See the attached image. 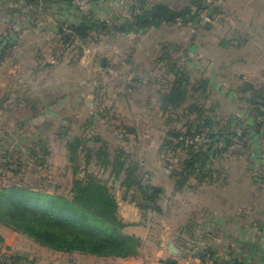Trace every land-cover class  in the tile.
I'll list each match as a JSON object with an SVG mask.
<instances>
[{"label": "rangeland", "instance_id": "rangeland-1", "mask_svg": "<svg viewBox=\"0 0 264 264\" xmlns=\"http://www.w3.org/2000/svg\"><path fill=\"white\" fill-rule=\"evenodd\" d=\"M0 1L2 11L19 8L20 12L33 14L28 18L18 11L0 22V34L16 26L13 45L4 59L3 68L11 70V78L10 92L3 95L7 105L2 106L4 111L0 110V140L9 153L14 148L22 150L7 157V163L2 162L0 155V185L21 183L71 198L76 178L94 176L114 194L119 218L122 219L119 201L129 199L138 207L143 227L149 225L151 231L161 233L165 219L175 230L183 226L189 230L188 253L195 251L197 209L194 206L190 209L186 203L190 199V203L201 201L197 192L201 187L228 184L225 188L207 190L203 201L237 204L249 197L240 186L264 185V122L259 127L254 124L258 134L249 131L215 158L213 174L203 180L191 176L181 190L176 188V171L181 169L188 152L164 146L165 138L172 139L168 135L170 130H186L189 124L195 127L210 117L218 123L217 128L233 127L239 119L247 121L251 110L258 107L264 111V0H148L175 8L189 4L194 9L200 4L206 8L197 24L178 21L129 33L91 31L83 39L73 36L67 41L58 34L60 13L58 17L49 12L38 17L34 9L21 8L23 0ZM139 1L100 0L82 10L112 25L130 19L131 6ZM49 58L55 59V63L43 66ZM35 67L37 72L32 76ZM175 70L189 76L186 100L178 108L163 110L161 92L175 80ZM202 78L209 81L206 87ZM242 87L248 90L242 92ZM193 104L197 107H193L194 112ZM47 121L50 125L41 134ZM76 137L87 141L70 159L68 142H74ZM96 138L100 140L95 141ZM32 139L38 153L35 156L24 145ZM102 144L111 159L122 147L123 158L128 164L138 162V173L147 174V178L154 166L168 169V174L161 172L160 178L165 180L161 183H168L167 187L174 185L176 193L184 191L180 207H176L171 189L165 197L164 191L161 193L160 211L138 206V193L136 196L133 188L127 189L124 174L116 176L113 167L104 164L105 156L98 155ZM260 195H254V201L264 199V194ZM161 197L164 199L161 204L174 206L167 216L160 204ZM177 211H180L178 218L173 215ZM9 229L6 235L11 244L9 253L23 256L21 264H69L75 254L55 251ZM168 235L176 239L169 231ZM3 252L4 247L0 249V257ZM250 261L264 264L256 258L246 262ZM78 262L90 263L86 259Z\"/></svg>", "mask_w": 264, "mask_h": 264}, {"label": "trees", "instance_id": "trees-1", "mask_svg": "<svg viewBox=\"0 0 264 264\" xmlns=\"http://www.w3.org/2000/svg\"><path fill=\"white\" fill-rule=\"evenodd\" d=\"M50 2H54L56 7H51ZM24 6L21 8L34 9L37 13L44 5L45 11H65L73 9L71 17L60 20L58 34L64 41L71 37L85 38L91 31L100 33L101 31H114L118 33H129L132 31L143 32L153 26L163 23L173 24L181 21L185 24H197L201 11L206 5H197L194 9L192 5L175 8L164 2L150 3L148 0H140L139 5L131 6V18L126 22L115 21L112 25L103 19L95 18L86 11L81 12L71 0H23ZM64 3V4H62ZM48 5V6H47ZM66 5L68 8L66 9ZM19 8H12V12H18ZM27 11V10H26ZM22 15L31 18L32 13L19 11ZM10 35L0 34V61L5 59L7 51L12 46ZM176 78L167 90L161 92L163 110L180 107L186 100L189 76L179 70H175ZM206 87L209 82L201 79ZM247 87L252 89L250 84ZM248 89L242 87L241 91ZM195 104L191 106L192 111ZM197 108V107H196ZM200 110V108H198ZM194 112V111H193ZM202 115V112L200 113ZM250 115L260 123L259 117H264V111L258 107L250 111ZM258 118V119H257ZM236 123V124H235ZM233 127L217 128L218 123L212 117L206 118L198 126H187L186 130H170L169 137L165 138L164 146L172 150L186 149L187 158L184 159L181 169L176 171V188L182 189L191 176L203 180L205 176L213 174V164L215 158L233 144L237 138L242 139L254 130L247 121L237 120ZM41 130V134L48 129V121ZM242 128L239 130V128ZM242 130V131H241ZM241 133L239 134V132ZM255 134H258L254 130ZM205 137V140H197V137ZM100 140L96 138L95 141ZM87 139L76 137L74 142H68L71 152L70 159H74L77 151ZM31 155H38L34 148V141H27L25 144ZM7 147V146H6ZM0 155L2 162L7 163V157L15 152L19 153L20 148H14L9 153L8 148H4L3 141L0 140ZM125 150L120 147L117 155L111 159L105 144L98 149V155H104V164L112 166L116 176L124 174L123 183L127 189H134L136 196L138 193V206L141 208H154L160 211L158 200L163 188L151 183L146 177L147 174H139L140 165L138 162H127L123 158ZM10 165V162L8 163ZM12 171L13 168H11ZM118 203L106 183L101 182L94 176L86 178H76L73 182L72 196L67 197L60 194L44 192L21 183L0 185V224L10 227L17 232L28 235L42 246L59 252H80L104 257H135L139 254L141 238L128 234L125 231L126 223L119 218ZM5 239L0 235V249L3 252L0 257V264H21L24 257L20 254L9 253L10 247L4 246ZM4 251V250H3ZM250 263V262H240ZM168 264H176L173 260H168ZM234 264V263H233Z\"/></svg>", "mask_w": 264, "mask_h": 264}, {"label": "crops", "instance_id": "crops-1", "mask_svg": "<svg viewBox=\"0 0 264 264\" xmlns=\"http://www.w3.org/2000/svg\"><path fill=\"white\" fill-rule=\"evenodd\" d=\"M49 4L52 5L51 7L53 8L57 6L54 5L56 4L54 2H50ZM121 4H123V1ZM23 5H25V3H23ZM60 6H65L66 9L68 8L66 5ZM57 8L49 13L54 17H58L60 13L61 18L59 21L63 18L71 17V13L74 12L71 8L57 12ZM80 11L84 12L85 10L80 9ZM16 13L17 12H10L7 9L4 11L0 10V22L7 21L8 17ZM49 13L45 11L43 5L40 8V12H38V17L46 16V14ZM12 18L13 17H11V19ZM12 20L16 22L14 18ZM15 28L16 26H11L10 29H7V33H2L4 35H10L11 44L13 35L16 31ZM27 28L30 29L29 26ZM54 63L55 59L49 58L47 63L43 64V66H52ZM4 66L5 60L3 59L0 61V110L2 106L5 108L7 105L3 99V95L10 92L8 81L11 78V70L7 71L6 68H3ZM32 71V76H35L34 74L37 72L36 67ZM19 104V107H21V102H19ZM0 112L2 113V111ZM150 171L149 179L151 182L163 188L164 197L168 190L171 189V193L173 192L174 195L173 200L177 203L176 207H180L178 203L181 201L180 199L183 197L184 191L176 193L173 190L174 185L167 187L168 183L166 185L161 183L165 181L160 178L161 172L162 175L164 173L168 174V169L165 168L164 170H160L158 166H154L150 168ZM227 186L228 184L201 187V190L197 191L198 196L201 194L199 197L201 201L198 203L195 201L194 203H190L189 201L191 199L187 200L188 203H186V205L190 207V209H192L193 206L194 209H197L194 218V234L196 238L193 242L195 251L192 253L187 252L189 250L187 248L188 245H186L188 242L186 241L189 240L187 237L189 230L186 231L187 229L184 226L175 230L169 227L168 223L163 219L162 232L151 231L152 228H150L149 225L143 227V223L141 222L142 215L138 207L133 205L129 199H123L119 201L121 205V207H119V212L122 219L129 224L125 229L126 232L135 234L141 238L142 243L139 248V254L135 257L121 258L73 252L75 254H73L74 256L69 264H86L78 262L79 259L89 260L90 263L88 264H168V260H173L176 264H235L255 258L264 263V199L258 201H254L253 199L256 198L254 195L259 197L261 193L264 194V185L260 187L249 186L250 188L240 186V190L246 191L250 199L249 197L240 199L237 204H232L227 201L225 203L203 201L202 196L207 190H216L218 187L225 188ZM257 190L259 193H256ZM161 198L160 204L164 200L163 197ZM161 205L165 212L164 216H167V214L172 213L174 210V206L171 204H169L168 207L163 204ZM165 209H169V211L166 213ZM179 212L180 211H177L173 215L178 218ZM183 220L186 221V223H190V219L187 216H183ZM208 225L213 226V228L207 229ZM9 228L10 227L0 224V235L5 239L4 246L11 247L10 241L6 236L9 232L8 230H10ZM168 231L171 232L176 239H170L169 235L167 236ZM171 244H174L177 250L176 252L172 250Z\"/></svg>", "mask_w": 264, "mask_h": 264}, {"label": "built area", "instance_id": "built-area-1", "mask_svg": "<svg viewBox=\"0 0 264 264\" xmlns=\"http://www.w3.org/2000/svg\"><path fill=\"white\" fill-rule=\"evenodd\" d=\"M71 1L78 8L85 9L91 4L97 3L100 0H71ZM201 139L205 140V137L204 136L201 138L197 137V140H201ZM227 264H233V263H227ZM241 264H250V263H241Z\"/></svg>", "mask_w": 264, "mask_h": 264}, {"label": "water", "instance_id": "water-1", "mask_svg": "<svg viewBox=\"0 0 264 264\" xmlns=\"http://www.w3.org/2000/svg\"><path fill=\"white\" fill-rule=\"evenodd\" d=\"M247 123L251 126H254V124H257V126L259 127L261 125V123L257 120L254 119L253 116H250L248 119H247ZM171 248L173 251H177L176 248L174 247V244H171Z\"/></svg>", "mask_w": 264, "mask_h": 264}]
</instances>
